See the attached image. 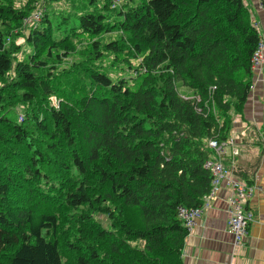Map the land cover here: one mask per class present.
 <instances>
[{"label":"trees","instance_id":"16d2710c","mask_svg":"<svg viewBox=\"0 0 264 264\" xmlns=\"http://www.w3.org/2000/svg\"><path fill=\"white\" fill-rule=\"evenodd\" d=\"M38 1L16 10L0 0V147L22 168L18 177L16 165L0 160V264H182L190 231L179 210L199 208L211 192L209 142L229 138L232 116L250 95L261 38L247 5L128 0L136 6L112 24L109 3L55 22L62 40L44 14L27 40L38 57L16 63L15 39ZM114 29L131 43L94 42L82 62L59 68L69 36ZM129 50L142 58L135 87L95 65L104 52L119 62ZM30 175L25 199L19 189ZM81 175L88 181L79 184Z\"/></svg>","mask_w":264,"mask_h":264},{"label":"crops","instance_id":"0c3cea01","mask_svg":"<svg viewBox=\"0 0 264 264\" xmlns=\"http://www.w3.org/2000/svg\"><path fill=\"white\" fill-rule=\"evenodd\" d=\"M244 2L252 24H259L258 33L264 41V0ZM252 73L249 98L242 112L232 116L229 139L234 145L226 148L224 159L236 166L232 172L237 177L250 180L256 188L247 204L253 213L249 234L237 244L228 233V199L232 192L223 182L186 239L182 264H264V64L253 68ZM242 169L247 170L249 178L240 172Z\"/></svg>","mask_w":264,"mask_h":264},{"label":"rangeland","instance_id":"374dc122","mask_svg":"<svg viewBox=\"0 0 264 264\" xmlns=\"http://www.w3.org/2000/svg\"><path fill=\"white\" fill-rule=\"evenodd\" d=\"M10 4H13L14 8L16 10H21L25 6L29 5L30 0H8ZM111 4L109 11H105L104 14H108L110 16V23L115 24L120 19L118 17V14L121 10H124L126 5H132L133 3H130L128 0H39L38 2L34 3L31 7L32 11L31 14L28 16L29 20L23 29L21 27L19 37L15 39L16 45L19 46V51L15 54V62H20L26 60L30 55L38 57V53L27 43L28 36L31 34L32 30H34L40 21L42 16L44 14H48L49 20L53 22V26L56 27L55 22H58L59 20L68 22L70 20L64 19L68 17H72L75 19V21L78 19L79 15L86 12L83 10L93 11V10H101L106 7L107 4ZM136 6V5H132ZM82 10L81 12H79ZM61 18V19H60ZM34 21V22H33ZM61 24V23H59ZM53 34L55 37V34L57 37L56 40H62L65 37V34H62L61 31H57V27L55 28ZM16 32H19V29L16 28L13 32V34H16ZM60 32V33H59ZM121 39L127 41V45L130 44L131 39L128 37H124V35L117 29H114L110 33H105L101 36H90L85 33H79L76 35H71L67 38L66 42H63L61 47L67 46L68 49H62L58 52V57L62 58V62L59 65V68H72L73 66L79 64L82 62L83 59H86L87 53H85L90 46L94 42H101L103 44L111 43V42H118ZM130 40V41H129ZM12 42V41H10ZM9 42V43H10ZM11 44V43H10ZM127 49V46L124 48ZM123 52V55L120 56L121 60L119 62H116L115 60V54L104 52L106 54L105 57H103L101 60H96L97 62L95 65L99 67L102 71H105L112 79L115 81H125L126 85H130L132 87L137 86L139 83L142 82L141 76L144 72H140V64L142 62V58L140 56H137L133 52L129 50ZM86 54V55H85ZM56 56V54H54ZM60 59V58H59ZM129 86V87H130ZM179 92L181 93V96L186 98H193V91L189 89L188 87H183L181 84H177ZM131 87V88H132ZM51 102L55 107H58V102L60 99L58 97L53 96L50 98ZM20 106H17V109L19 112L22 111V108H19ZM20 148H23L22 146H18ZM3 148L0 147V160L1 161H9L10 165L14 164L16 166L13 167L14 171L16 172V175L19 177L20 170L22 168H18L20 164L14 160V155L10 153V151H5L3 153ZM14 161V163H12ZM48 164V163H47ZM23 164H21L20 167H22ZM42 167H45L47 169L48 174L50 177L54 180L55 177L50 171L49 164L43 165ZM20 169V170H19ZM2 170V165L0 162V172ZM8 173V171H7ZM6 173V174H7ZM88 174L90 172L88 171ZM74 175V171L72 176ZM79 184L83 182H87L88 179L86 176H78L76 177ZM29 185H23L21 184V189H19V193L23 196V198L27 199L31 195V180H33L32 176H29ZM97 218H99L102 221V225L106 228L110 229V221L107 220V217L104 215H96ZM109 219V218H108ZM139 242H133V244H138ZM140 244V243H139Z\"/></svg>","mask_w":264,"mask_h":264},{"label":"built area","instance_id":"2783aa9c","mask_svg":"<svg viewBox=\"0 0 264 264\" xmlns=\"http://www.w3.org/2000/svg\"><path fill=\"white\" fill-rule=\"evenodd\" d=\"M264 4V2H263ZM254 27L259 32V24ZM264 64V41L260 43L252 57V69ZM234 145L233 140L227 139L224 142L210 140L209 146L215 152V158L205 162L204 168L209 170L212 175L211 192L204 197L202 206L196 209L180 208L179 217L184 226L191 232L196 225V221L202 216L204 210L210 207L211 200L220 190L222 183L226 182L231 188V196L228 199V222L227 230L232 234L237 244H242L249 234L250 225L253 221V213L247 209V204L254 195L256 188L247 185L244 180L237 177L232 169L226 166L224 159L226 157V148Z\"/></svg>","mask_w":264,"mask_h":264},{"label":"bare ground","instance_id":"6f19581e","mask_svg":"<svg viewBox=\"0 0 264 264\" xmlns=\"http://www.w3.org/2000/svg\"><path fill=\"white\" fill-rule=\"evenodd\" d=\"M254 127V126H253Z\"/></svg>","mask_w":264,"mask_h":264}]
</instances>
